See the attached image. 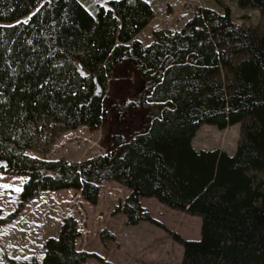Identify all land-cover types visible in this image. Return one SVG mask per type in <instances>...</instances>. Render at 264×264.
I'll return each instance as SVG.
<instances>
[{
	"label": "trees",
	"instance_id": "16d2710c",
	"mask_svg": "<svg viewBox=\"0 0 264 264\" xmlns=\"http://www.w3.org/2000/svg\"><path fill=\"white\" fill-rule=\"evenodd\" d=\"M239 1L264 14V0ZM153 18L145 0H111L93 11L79 0H0V172L27 178L23 204L64 189L96 204L99 185L115 181L130 190L117 208L128 226L152 221L141 198L202 219L200 240L175 236L181 264H264V34L237 26L228 10L199 9L144 45L135 37ZM125 61L147 86L127 105L152 110L144 132L115 139L106 155L81 165L23 154L39 123L99 129L107 81ZM237 124L234 155L193 147L203 125ZM80 235L66 218L43 261L31 264H85Z\"/></svg>",
	"mask_w": 264,
	"mask_h": 264
},
{
	"label": "rangeland",
	"instance_id": "374dc122",
	"mask_svg": "<svg viewBox=\"0 0 264 264\" xmlns=\"http://www.w3.org/2000/svg\"><path fill=\"white\" fill-rule=\"evenodd\" d=\"M79 1L93 11L98 6H108L111 0ZM145 1L152 7L154 18L135 37L144 45L152 43L156 31H178L199 9L219 13L228 10L237 26H252L264 34V14L258 8L242 6L239 0ZM225 78L222 74V79ZM146 90L135 63H120L107 81L104 118L99 129L79 127L62 131L58 125L39 123L33 147L23 154L40 161L75 165L106 155L112 141L117 138L128 141L149 126L151 109L127 107ZM240 133V124L225 130L203 125L193 147L234 155ZM26 181L24 176L0 172V264L42 262L47 240L58 237L66 218L77 222L81 235L76 248L90 255L85 264H181L184 247L175 236L184 241L201 239L200 217L170 209L155 198L140 199L152 221L128 226L126 216L117 212V208L127 200L130 190L115 181L99 185L96 204L85 201L73 189L42 191L23 204L20 197Z\"/></svg>",
	"mask_w": 264,
	"mask_h": 264
},
{
	"label": "water",
	"instance_id": "95a60500",
	"mask_svg": "<svg viewBox=\"0 0 264 264\" xmlns=\"http://www.w3.org/2000/svg\"><path fill=\"white\" fill-rule=\"evenodd\" d=\"M41 6H42V5H41ZM41 6H40V7H41ZM40 7H39V8H40ZM0 167H4V168H6V167H7V163H3Z\"/></svg>",
	"mask_w": 264,
	"mask_h": 264
},
{
	"label": "snow or ice",
	"instance_id": "6c2138e0",
	"mask_svg": "<svg viewBox=\"0 0 264 264\" xmlns=\"http://www.w3.org/2000/svg\"><path fill=\"white\" fill-rule=\"evenodd\" d=\"M18 191L20 190V189H17Z\"/></svg>",
	"mask_w": 264,
	"mask_h": 264
},
{
	"label": "bare ground",
	"instance_id": "6f19581e",
	"mask_svg": "<svg viewBox=\"0 0 264 264\" xmlns=\"http://www.w3.org/2000/svg\"><path fill=\"white\" fill-rule=\"evenodd\" d=\"M41 8V7H40Z\"/></svg>",
	"mask_w": 264,
	"mask_h": 264
}]
</instances>
